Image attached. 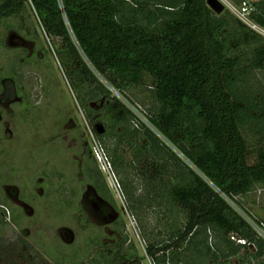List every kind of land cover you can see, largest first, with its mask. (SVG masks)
Instances as JSON below:
<instances>
[{"label": "trees", "instance_id": "16d2710c", "mask_svg": "<svg viewBox=\"0 0 264 264\" xmlns=\"http://www.w3.org/2000/svg\"><path fill=\"white\" fill-rule=\"evenodd\" d=\"M206 1L0 0V18L16 15L29 3L44 33L60 39L58 57L82 108L88 110L89 102L104 98L99 112L106 114L98 120L105 132L97 127L94 131L100 142L106 135L115 138L109 158L117 173L125 172L114 160L124 141L117 128L126 126L133 130V139L146 140L144 146L156 139L165 147V170L173 159L180 163L179 173L170 175L160 197L171 196L165 206L176 203L184 221L169 225L167 240L147 245L154 263L181 261L179 251L185 243L197 254L211 255L212 264H228L252 244L255 250L246 253L248 263L261 259L264 264V238L215 189L232 200L264 189V91L246 88L251 70L242 66L240 53L232 52L233 42L245 44L252 54L250 68L264 72V38L226 9L215 13ZM263 3H256L257 12L251 15L261 28ZM98 75L133 105L126 92L144 85L150 96L146 120L203 177L112 96ZM246 132L260 135L259 142L251 144ZM250 155L255 156L252 164ZM137 171L143 180L156 175L145 166ZM149 198L156 196L150 193ZM133 206L137 213L141 206ZM211 231L217 236L213 244L208 242ZM138 260L135 254L116 251L115 256L103 255L100 263L139 264Z\"/></svg>", "mask_w": 264, "mask_h": 264}, {"label": "rangeland", "instance_id": "374dc122", "mask_svg": "<svg viewBox=\"0 0 264 264\" xmlns=\"http://www.w3.org/2000/svg\"><path fill=\"white\" fill-rule=\"evenodd\" d=\"M261 8L264 10V3ZM257 33L264 38V28ZM232 45V52L243 57L242 66L251 70L252 81L246 88L264 91V72L250 68V48L236 42ZM59 46V38L44 33L29 3L16 15L0 18V202L12 210L11 218L7 212L5 220L0 214V264H101L103 255L115 256L116 251L135 254L139 264H157L148 254L147 245L167 240L169 225L175 222L177 227L184 221L176 203L166 209L165 199L170 201L171 196L160 197L170 175L179 173L180 163L173 159L165 170L164 159L169 155L158 140L152 139L146 147L145 139H133L130 127L117 128L118 137L123 135L124 141L118 140L121 143L114 160L125 172L119 174L111 165L118 182L112 183L98 167L92 147L94 128L105 132L98 120L100 114H106V110L99 112L104 98L89 102L88 110L82 108L65 77L57 53ZM99 79L112 96L199 173L146 120L150 96L144 85L126 92L133 105ZM246 137L251 144L260 139V135L253 137L251 133ZM101 143L109 157L115 138L106 135ZM143 152L146 155L140 156ZM254 160V155L248 157L249 164ZM141 166L150 173L155 171L153 166H158L154 179L143 180L137 171ZM150 193L156 199L149 198ZM230 204L243 217L251 213L255 220L246 217L247 221L264 237V189L258 188ZM135 205L143 207L137 206L136 213L131 210ZM215 237L211 231L208 242ZM124 239L126 243H122ZM254 250L248 244L238 256L229 258L228 264H260L261 259L247 261L246 253ZM179 256L181 261L176 264H212L211 255L197 254L185 243Z\"/></svg>", "mask_w": 264, "mask_h": 264}, {"label": "built area", "instance_id": "2783aa9c", "mask_svg": "<svg viewBox=\"0 0 264 264\" xmlns=\"http://www.w3.org/2000/svg\"><path fill=\"white\" fill-rule=\"evenodd\" d=\"M217 1L223 5L224 10L226 9L230 14H232L235 18H237L244 25L248 26L250 29H252L256 32H262L263 31V28L258 26L251 18V15L253 13L257 12L256 3H258L260 0H217ZM92 141H93L92 147H93V154H94L93 156L98 163L97 164L98 167L104 173H106L109 176L110 181L112 183H115V184L118 183L116 176H115V173L113 171V168L111 166L110 159H109L108 155L106 154V152L102 146V143L99 141V139L97 137L95 138L94 136L92 137ZM211 186L214 187L212 184H211ZM216 190L229 204H230V202H234L233 200H236V198L241 197V196H233V200H232L231 198L226 196L224 193L219 191L217 188H216ZM244 215L247 218H249L250 221L255 220L254 219L255 217L251 213L247 214V215L244 214ZM246 217H244V218L246 219ZM130 219H131V223L133 224L134 218L131 217ZM261 230L264 232V225L261 228Z\"/></svg>", "mask_w": 264, "mask_h": 264}, {"label": "water", "instance_id": "95a60500", "mask_svg": "<svg viewBox=\"0 0 264 264\" xmlns=\"http://www.w3.org/2000/svg\"><path fill=\"white\" fill-rule=\"evenodd\" d=\"M207 5L217 14L221 13L224 10V7L217 0H207Z\"/></svg>", "mask_w": 264, "mask_h": 264}, {"label": "flooded vegetation", "instance_id": "af4514ba", "mask_svg": "<svg viewBox=\"0 0 264 264\" xmlns=\"http://www.w3.org/2000/svg\"><path fill=\"white\" fill-rule=\"evenodd\" d=\"M19 204H20V201H19ZM6 212L9 216V218H11L12 210L10 209V207L5 203L0 202V214L2 215L4 220L6 219ZM12 216H13V214H12Z\"/></svg>", "mask_w": 264, "mask_h": 264}, {"label": "crops", "instance_id": "0c3cea01", "mask_svg": "<svg viewBox=\"0 0 264 264\" xmlns=\"http://www.w3.org/2000/svg\"><path fill=\"white\" fill-rule=\"evenodd\" d=\"M27 207V206H26ZM28 209V208H27ZM3 218V217H2Z\"/></svg>", "mask_w": 264, "mask_h": 264}]
</instances>
